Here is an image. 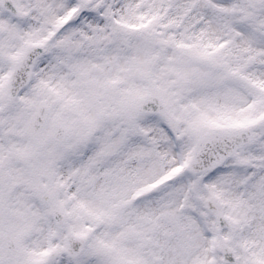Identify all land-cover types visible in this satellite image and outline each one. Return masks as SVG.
I'll list each match as a JSON object with an SVG mask.
<instances>
[{
	"label": "snow or ice",
	"instance_id": "6c2138e0",
	"mask_svg": "<svg viewBox=\"0 0 264 264\" xmlns=\"http://www.w3.org/2000/svg\"><path fill=\"white\" fill-rule=\"evenodd\" d=\"M0 264H264V0H0Z\"/></svg>",
	"mask_w": 264,
	"mask_h": 264
}]
</instances>
